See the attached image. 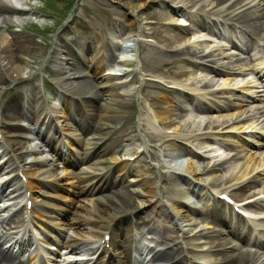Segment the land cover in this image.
<instances>
[{
    "label": "bare ground",
    "instance_id": "6f19581e",
    "mask_svg": "<svg viewBox=\"0 0 264 264\" xmlns=\"http://www.w3.org/2000/svg\"><path fill=\"white\" fill-rule=\"evenodd\" d=\"M139 1L140 4L135 5L132 0H121L127 13L133 16L140 12L139 8L146 9L151 1L158 5L162 12L153 18L157 20L154 23L161 26V36H157L156 27L148 23L150 19L145 14L144 20L148 21L142 23L140 32L134 29L135 20H129L127 41L117 48L133 57L139 52L138 59H146L152 53L159 59L157 65L163 60L175 70L159 69L145 75L135 69L121 71L133 60L123 55L116 62L117 67L111 64L108 71H103L105 49H99L97 54L87 47L96 40V34H102V29L91 26L90 36L84 41L74 40L73 47L60 41L52 47L50 57L63 62L61 68L53 70V75L56 81L63 83L60 85V103L45 118V106L38 98L27 100L25 111L19 109L18 95L7 98L2 104L5 80L18 84L32 75L30 63L39 45L21 32L1 28L4 22L11 24L13 19L7 14L11 7L0 0V174L5 170L6 177L11 176L6 181H0V197L16 199L17 203L23 199L22 207L27 212L25 200L26 192H29V199H33L32 223L41 235V238H29L24 233L13 240L8 248L0 246V264H6L19 254L21 256L25 251L24 246L31 240L44 244L48 254L46 261H51V264L58 263V259L61 261L59 264H103L107 256L117 259L118 264H131L130 242L134 241L131 220L125 224L124 232L118 228L124 220L123 210L129 211L131 218L136 216L122 186V178L130 169L118 161L117 152L121 143L118 146L100 144L94 149L90 147L91 126L77 110L72 96L73 88H78L85 75L90 77L96 90L92 91L91 99L81 103L89 119L100 126L121 122L134 112L133 101L138 94L131 89V85L135 77L144 75L143 79L152 82L146 84L147 87L159 88L170 95H162L163 108L149 104L147 109L142 110L137 127H131L129 132L133 135L139 130L136 140L144 146L142 151L148 141L153 147L167 144L175 148L182 146L187 154L194 157L193 160L184 158L187 161L183 167L176 165L175 160L164 163L169 169L164 185L173 187L180 198L176 202L180 204L169 206L172 211L170 221H173L177 232H181L175 222L177 217L187 218L188 224L193 225L190 231L196 227L192 214L198 210L188 203L191 199L188 195L191 194L205 206L212 202V222L227 227V232L240 241L245 239L247 233L249 237L255 234L253 231L257 230L256 227L264 228V42H259L264 35L256 39L264 31V0ZM110 24L111 31H118L126 22L116 18ZM146 37L156 38L163 44L157 45L152 39H143ZM142 40L146 41L140 46ZM106 52L109 59L113 57L111 47L106 48ZM81 64L86 65L88 70L85 68L80 73L77 67L84 66ZM186 105H190L192 110L187 112ZM177 109L184 112L178 113L174 119L172 116ZM23 118L34 127L28 129L20 124ZM130 125L131 122L120 129L121 134L126 136ZM100 133L105 134L103 130ZM30 134L40 139L44 149L30 141ZM124 140L130 138L127 136ZM23 141H28L29 146L19 145ZM63 144L67 146L65 153L61 149ZM130 151L129 148L126 156L132 155ZM45 154H50L51 160L54 157L62 160L63 171L68 170L66 180L71 184L69 189L62 186L57 176L51 181L44 179L50 176L52 165ZM151 155L158 158L154 152ZM24 157L30 159L27 161ZM105 157L111 160L117 173L116 183H108L97 167V161ZM198 157L206 160V172L210 176L207 183L198 177L195 160ZM159 160L164 162V159ZM136 181L149 187L147 192L151 193V197L159 191L157 184L152 185L141 173H137ZM179 182H183L185 187H179ZM115 185L119 186L118 191L108 189ZM176 185L178 188H174ZM219 194L230 197L233 205L217 201L215 197ZM74 202L78 203L73 205ZM235 209L245 212L253 222L252 229ZM156 211L161 212L157 208ZM35 216L39 219L36 220ZM148 219H143L152 223L148 231L155 232L153 225L157 219ZM18 221H1L3 230L0 232V243L8 236L6 226ZM218 231L225 232L224 229ZM106 235H110L109 241L104 240ZM253 236V243L264 248V241L258 235ZM156 237L160 245H167V237L163 234L156 232ZM142 238V233H139L134 248L138 257L133 264L164 262V252L138 245ZM106 243L109 244L108 248L105 247ZM227 243L220 240L218 244L205 248L200 244L196 249L207 255L201 258L205 259V263L200 264H264V252L255 256L250 249L243 248L228 253ZM231 247L235 249L236 243ZM97 251L100 257L85 261L73 257L77 254L89 257ZM189 254H192L190 258L198 256L196 252ZM62 256L65 258L62 259ZM26 261L29 264H47L38 257L37 252L28 254ZM19 264H23L21 260Z\"/></svg>",
    "mask_w": 264,
    "mask_h": 264
},
{
    "label": "rangeland",
    "instance_id": "374dc122",
    "mask_svg": "<svg viewBox=\"0 0 264 264\" xmlns=\"http://www.w3.org/2000/svg\"><path fill=\"white\" fill-rule=\"evenodd\" d=\"M32 3L34 5L29 6V8L34 12L40 14L37 15L38 17L36 16V20H34L37 23L32 22V20L31 22H28L27 20H29L30 17H28L29 19H19L17 17H14L12 18L13 21L11 24L4 22L1 25V28L6 29L7 31H10V29H12L29 36L34 42L39 45L38 52H36L35 57L31 59L30 63V72L32 73V75L30 77H26L27 79L18 84L11 83L8 80H5L3 85V95L1 99L3 101V104L4 102H6L7 98L18 95V101H20L19 109L25 111L27 107V100H30L34 97L35 99L38 98V101H42V99L44 100V97L46 96L48 98V101L45 102L44 100L42 102L44 103V106L50 108V111L47 110L49 111V113L45 111V113L47 112L46 114L44 113L45 118L49 117V115L52 113L51 111L53 110V108L57 107L60 103V85H62L63 83V81L61 80L56 81L54 78L55 76L53 75V70L59 69L61 68V66H63V62L59 58L56 59L54 57H50V51L56 42L60 41L66 46L73 47L74 40L84 41L90 36V33H92L90 31L91 26H94L97 29H102V34H96V40L93 43L91 42V44L87 45V47L91 48V52L93 51L97 54L99 49H105L103 50V54L106 58V62L105 67H103V71H108V67L111 64H114L115 57L119 59L122 57L121 53L118 51L119 48H117L118 44L116 43H118L119 40L123 39H121V37H126L130 32L129 25L127 24L129 20H135L134 29L137 32H140L142 23L148 21L144 20V16L146 14L147 19H150L148 23L150 25L154 24L157 29V36H161V26L159 23H154L157 20L153 17L160 15L162 10L152 1L146 9L144 7L139 8L140 12L135 16L127 13L126 8L123 6L121 0H35L32 1ZM132 3L135 5H139L140 1L132 0ZM116 18L122 19L123 22H126V24H123L121 30L111 31L110 22L112 21V19ZM24 22L26 24H23ZM263 35L264 31H261V34H258V36H256V39H259ZM143 39L147 40L149 38L146 37ZM151 39L152 41H155L157 45L163 44V41H158L156 38H150L149 40ZM259 40L263 42L264 39L261 38ZM104 41H106L105 46L103 45ZM145 41H140L139 45L141 46V44L145 43ZM108 47H111L113 50V57L110 59L106 55V48ZM138 54L139 52L135 53V61H133L131 65L123 66L127 69V71L135 69L137 72H141L145 75L148 72H153L159 69H166L169 71L175 70L173 66L164 63L163 60H161V64L157 65V61H159V59L152 53L150 55H147L146 59H138ZM77 68L80 70V73H82L81 70H85L86 65L78 66ZM144 75H142V77L140 78L135 77L134 79H132L133 81L131 89L133 88V90L138 94V97L133 101L134 112L131 115L127 116L121 122H113L112 124L109 123L103 126L97 125V123L89 119L86 112L87 110L81 103L85 99H91L92 91L96 90L92 87L93 82L91 81L90 77L88 75L83 76V82H81L77 89L73 88L72 90V96L75 101L77 110L80 114L87 118V122L91 126L90 132H92V144L90 145V147L94 149L99 147L100 144L106 146H109L110 144L118 146V144L121 143V146L119 147L117 152L118 161L119 163L126 164V169H130V172L126 173L122 178V186L126 190L130 208L136 211V216L131 218L130 212H126V210H123L124 220L121 221L122 229L124 230L123 226L127 224L129 220H132L133 224H135V227L140 229L142 233L146 232L147 234H150L147 232L146 225L150 226L152 223L145 222L143 221V219L149 221V217L156 218L157 221L155 225H153L155 233L157 232L159 233V235L163 234L164 237H167V247L165 246L166 248L164 250V253L169 257L167 260L168 264L205 263V259L201 258H205L207 255L203 252H199L196 248L200 244L205 245L204 248L208 245H216L220 242V240L228 242L225 245L228 253L236 252L238 248H240V241L234 236V234L227 232V227L221 226L220 224H215L211 221L208 212V208L212 206L211 203H209L208 206H205L203 204L202 208V202H195V198L190 196L191 199L188 200V203L196 206L199 210V212L197 211V213L193 216L196 223V227L193 228V231H190L193 225L188 224V220L186 217H177L175 219V222L181 232H177L176 227L172 223L173 221H170L172 218V211H170L169 206H171V204L173 206H177V204H180L176 203L179 199V196L173 189V187H170L168 184L164 185L166 177H168L169 175V171L165 167L164 163L169 158L163 157L159 154H171V152L173 151V147L169 146L168 144L161 147H153L152 145L150 146V142L146 141L148 147L146 146L144 151H142L144 146L136 140L138 134L140 133L139 130H136L133 135H131V132H129L131 127H137L139 113L142 110L147 109L149 104L157 105L163 108L164 103L161 97L164 94H168L161 91L159 88L151 86L147 87L146 84L152 82L147 80L146 78L143 79ZM130 77L131 75L129 76V78ZM160 85L164 87L163 84ZM21 104L22 107H20ZM183 112V109L175 110L172 118L175 119L178 113ZM130 122L131 125L130 127H128V134L124 136L125 134H121L120 129L128 126ZM13 123H15V121ZM19 123L26 128L33 127V124L25 118L21 119ZM52 127L55 128L54 124L52 125ZM100 130H103L105 134L100 133ZM122 136L124 137L120 138ZM127 136L130 138V140H124L125 138H127ZM19 145L28 147L29 142L23 141V143ZM30 145L33 146V144L31 143ZM129 148L131 150L130 154L132 155L129 154L130 156H126ZM65 149L66 146L63 144L62 150L64 151ZM152 152L156 153L158 158L152 157ZM44 156L48 160H51L52 158L50 154H46ZM128 157L133 158V160ZM24 159L28 161L30 158L24 157ZM125 159H128V162L124 161ZM158 159H164V162L161 160L158 161ZM51 161L52 165L50 166V176L44 179L47 181H51L57 176L61 179L62 186L69 189L71 184L66 180L68 170L63 171L62 160L56 159V157H54ZM196 163L199 173L198 177L205 183H207V181L210 180V176L209 173L206 172V160L200 159L199 161H196ZM97 167L100 169L99 171L103 174V176L105 175L104 177L106 178V181L108 183H116V181L118 180V177L116 178L117 173L113 170V164L108 157L98 160ZM137 173H141V175L147 177L152 185H154V183L157 184V186L159 187V191L154 197H151V193L147 192L149 190V187L143 185L142 182L136 181ZM13 175H15V173ZM6 176L7 175L5 174V170L2 171V173L0 174V181L11 177ZM163 185L165 187H163ZM178 186L185 187V184L183 182H179ZM174 188H178L177 185ZM108 189L112 192H116L118 191L119 186L115 185L109 187ZM35 195L36 193H34L33 197H35ZM17 201L18 200L16 199H1L0 201L1 216H3V213L11 214V219H8V221L12 219H20V227L10 226V235L17 236L15 232L17 230H20V234L27 231V235L33 233L35 236H38V228L34 226L32 222L31 225H33V227H31V225H28L27 227L24 225L21 226L24 217L22 208L23 199L19 200L18 203ZM77 203L78 202H74L73 205H76ZM156 208L161 212H157ZM139 210L141 211L137 213ZM35 219L38 220L39 217L35 216ZM213 227L216 228L215 231H212ZM218 229H224L225 232L219 233ZM69 232L70 231L68 230L67 233ZM205 232L206 234L204 235ZM152 235L156 236L155 234H151L150 236L152 237ZM234 243H237V249L231 247ZM84 244L93 245L94 243L85 242ZM182 250H185L186 252H181ZM262 250L263 249H260V251ZM195 252L198 256L190 258L192 254L189 253ZM81 253L83 254V252ZM84 256L87 255H73V257L77 259H80ZM255 256L257 255L255 254ZM63 258H65V256H62V259Z\"/></svg>",
    "mask_w": 264,
    "mask_h": 264
}]
</instances>
